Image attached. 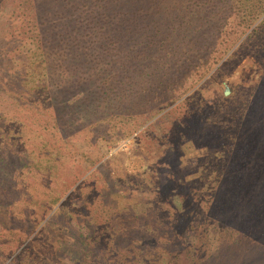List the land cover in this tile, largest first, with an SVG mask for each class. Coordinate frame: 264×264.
I'll list each match as a JSON object with an SVG mask.
<instances>
[{
	"label": "rangeland",
	"instance_id": "1",
	"mask_svg": "<svg viewBox=\"0 0 264 264\" xmlns=\"http://www.w3.org/2000/svg\"><path fill=\"white\" fill-rule=\"evenodd\" d=\"M5 27L0 6V48ZM247 34L144 121L142 104L118 114L109 90L56 130L49 105L0 90V264H93L106 253L117 264H264V49Z\"/></svg>",
	"mask_w": 264,
	"mask_h": 264
},
{
	"label": "trees",
	"instance_id": "2",
	"mask_svg": "<svg viewBox=\"0 0 264 264\" xmlns=\"http://www.w3.org/2000/svg\"><path fill=\"white\" fill-rule=\"evenodd\" d=\"M0 6L6 10L0 90L16 104L49 105L56 130L62 114L78 117L81 105L109 90L108 100L122 98L120 105L113 102L118 114L142 104L140 117L148 120L192 88L247 32L256 41L254 52L264 49V0H0ZM110 38L114 51L104 61ZM16 145L7 148L17 152ZM170 193L160 191L161 200L170 202ZM134 226L148 229L141 221ZM174 234L179 236L178 227ZM82 242L84 254L98 257L90 241ZM133 242H123L122 251ZM106 254L93 264H117L114 254L112 260Z\"/></svg>",
	"mask_w": 264,
	"mask_h": 264
},
{
	"label": "water",
	"instance_id": "3",
	"mask_svg": "<svg viewBox=\"0 0 264 264\" xmlns=\"http://www.w3.org/2000/svg\"><path fill=\"white\" fill-rule=\"evenodd\" d=\"M228 92V90L227 89H225V93H227Z\"/></svg>",
	"mask_w": 264,
	"mask_h": 264
}]
</instances>
